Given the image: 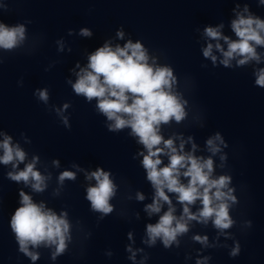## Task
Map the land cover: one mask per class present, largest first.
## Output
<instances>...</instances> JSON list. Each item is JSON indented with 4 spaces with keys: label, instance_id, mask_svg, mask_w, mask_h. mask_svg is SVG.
I'll list each match as a JSON object with an SVG mask.
<instances>
[{
    "label": "clouds",
    "instance_id": "9594fccd",
    "mask_svg": "<svg viewBox=\"0 0 264 264\" xmlns=\"http://www.w3.org/2000/svg\"><path fill=\"white\" fill-rule=\"evenodd\" d=\"M257 3L258 6H264V0H257ZM7 11L8 5L0 4V12ZM232 11L235 18L230 21V29L235 38L223 33V22L216 26L206 25L202 35L209 42L202 48L203 57L209 59L213 67L223 66L228 69L264 63V51H258L264 49V18L253 13L248 3H244L241 9L240 2H235ZM30 23L31 20H26L10 25L0 20V64L4 63V53H17L24 46L28 39L27 25ZM69 34H72L71 31ZM79 35L91 37L93 33L85 27L80 29ZM116 37L124 40L123 27L117 30ZM58 43L62 51L63 43ZM214 50L222 58L218 59ZM201 67L206 68L207 65L202 64ZM72 72L75 82L69 79L67 83L76 96L83 97L89 104L95 101L94 110L105 118L107 130L119 133L127 129L128 136L142 146L143 150L138 151L133 159L142 157L140 163L145 170L146 180L154 190L152 202L145 205L144 211L149 217H159L155 223L146 225L147 238L143 243L154 247L157 240H160L165 249H171L173 245L179 248V237L186 235L191 222L196 221L205 226L211 223L218 236L217 242L210 244L208 236L195 235L192 237L194 242L203 248L228 247L218 244V240L220 235L232 238L225 230L236 224L230 211L238 200L233 194L235 188L230 187L232 176H214L213 159L218 153H222L221 146L228 147L224 138L219 132L210 136L206 140L210 155L205 157L196 154L198 146L192 136L185 140L181 133L173 132L168 138L163 134L164 126H171L173 123L179 125L189 116V101L185 99L184 92L190 91L193 86L190 78L186 77L181 85L180 78L170 64L158 63V56L150 55L149 48L140 39L133 42L131 38L123 45H113L110 40H106L102 46L88 54L86 66L81 67L77 63ZM252 74L255 76L254 86L264 89V67H253ZM181 86L184 91H181ZM34 95L45 105L48 104L49 93L46 88L37 89ZM69 107L70 103H64L60 108H53L61 123L68 129L71 125L64 112ZM193 120L203 127L199 114L193 116ZM20 135L24 143H31L24 133ZM0 137V165L10 166L5 174L6 178L23 185L18 190V206L9 222L18 251L35 264L41 256L37 250L48 249L50 259L55 261L68 252V246L73 240L74 224L69 212L66 208L57 212L44 201H35L33 195L24 190L27 188L32 193L42 195L49 189L52 173L41 171L38 168L41 164L40 156L33 154L29 159V153L19 141L14 142L12 135L0 130ZM186 143L191 144L190 150H185ZM162 157L167 158V163ZM219 158L220 167L223 168L227 155L221 154ZM52 166L60 168V161L52 160ZM72 167L75 171L63 170L58 173L52 196L60 197L65 181L75 182L77 172H83L86 181H95L94 185L86 187L85 199L90 203V211L99 214L98 221L113 213L115 206L111 201L116 198L119 186L115 183L111 170L105 171L103 167L97 166L94 171H88L78 164H73ZM169 194H174L176 202L181 205L179 215L176 214L177 209ZM135 199L142 202L145 196L138 191ZM197 202L199 207L194 212L192 208ZM80 223L77 220L75 226ZM244 223L247 228H251L252 221L246 220ZM88 235L90 237L91 233ZM127 251L131 253L129 259L135 261L136 251L131 246ZM137 251L142 252L143 249ZM240 253L241 244L234 240L228 255L235 258ZM144 259L148 257L145 256ZM210 259V256H205L197 259L196 264H207Z\"/></svg>",
    "mask_w": 264,
    "mask_h": 264
}]
</instances>
